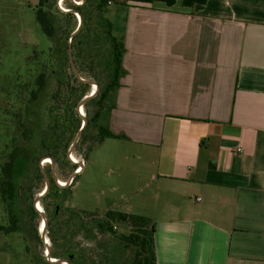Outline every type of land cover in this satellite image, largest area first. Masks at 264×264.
Returning <instances> with one entry per match:
<instances>
[{
  "label": "crops",
  "instance_id": "1",
  "mask_svg": "<svg viewBox=\"0 0 264 264\" xmlns=\"http://www.w3.org/2000/svg\"><path fill=\"white\" fill-rule=\"evenodd\" d=\"M119 4L102 126L125 138L98 144L128 165L156 263L264 264V0Z\"/></svg>",
  "mask_w": 264,
  "mask_h": 264
},
{
  "label": "rangeland",
  "instance_id": "2",
  "mask_svg": "<svg viewBox=\"0 0 264 264\" xmlns=\"http://www.w3.org/2000/svg\"><path fill=\"white\" fill-rule=\"evenodd\" d=\"M59 1L47 0L44 8L45 18L51 21L55 34V41L51 42L36 20L40 0H0V178L1 166L9 161L15 147L21 150L23 160H20L24 168L17 180L21 195H24L23 201H17L7 214L0 196V264L47 263L38 253V228L42 218L32 216L30 210L34 198L44 191L45 180L49 183V192L39 204L47 218V226L42 233L49 242L50 252L63 255L60 244L69 240V245H77L83 251V264H119L127 262L131 256V249L120 241L121 236L128 235L129 229L114 224L115 235L99 233L84 216L83 226L75 233L67 211L94 212L99 216L108 210L127 214L140 212L127 200L131 191L128 165L122 168V161L114 160V151L109 152L107 147H100L95 142L98 130L95 123H89L71 154L68 153L82 120H89L97 108L96 104L85 103L81 107L82 117L77 106L91 89L95 90L94 86L103 89L108 83L111 45L104 19L115 24L111 35L120 38L116 27L122 21L119 13L121 0L106 5L102 14L104 19L97 17L96 12H88L90 4L95 1L88 0L81 7L84 19L86 15L87 18L78 30L80 14L73 6L77 2L81 5L82 0ZM58 3L70 12L60 10ZM87 30H90L89 44L84 42L82 49L76 48ZM91 36L97 37L98 41ZM65 42L69 47L67 53H71L72 65L64 59L61 68L49 54L52 47L56 45L58 49ZM51 71L61 73V83L49 77ZM72 71L77 80L73 79ZM43 72L47 75L40 76ZM41 81L44 85L40 84ZM57 117L61 121L59 126L55 122L57 128H51L55 132L53 134L48 129L52 119ZM102 119L104 117L98 125H103ZM54 140L57 141L55 147L46 150ZM49 154L58 162L48 157ZM70 155L77 162H72ZM27 159L30 164L26 168ZM46 160L50 161L46 163ZM82 161L84 173L78 169L80 174H74V166ZM70 177L72 180L68 183ZM60 181L67 185L61 186ZM52 194L56 200L49 196ZM122 197L127 198L122 200ZM56 210L57 216L53 217ZM12 225L16 231L10 230ZM52 236L56 240L54 243L50 239Z\"/></svg>",
  "mask_w": 264,
  "mask_h": 264
},
{
  "label": "trees",
  "instance_id": "3",
  "mask_svg": "<svg viewBox=\"0 0 264 264\" xmlns=\"http://www.w3.org/2000/svg\"><path fill=\"white\" fill-rule=\"evenodd\" d=\"M132 2H141V3H153V2H163L167 6H172L176 3V1H180L181 5L184 7H192L196 4L203 5L205 4L206 0H129ZM108 2H115V0H95L94 4H90L91 9L88 11L90 13H95L97 17L102 16L103 18V10L108 4ZM88 3V0H84V2L81 5H74L73 9L78 12L81 16V24L78 29L81 28L83 25L84 20L87 18V15L84 19L83 11H81V7L83 5H86ZM46 7L45 0H40L39 8H37L36 11V19L38 24L40 25L42 31L44 34L51 40V42L54 40V30L51 21L48 18H45V11L42 7ZM94 10V12H91V10ZM69 13V12H68ZM87 14V13H86ZM70 15V14H68ZM72 15V14H71ZM89 16V15H88ZM104 26H106L107 31L106 34L108 35V39L111 45V51L109 55V61L107 70L109 71V80L108 83L105 84L103 89H97L96 93H94L93 97L90 98L85 105H92L96 104L97 108L93 116L86 121L85 126L83 127V131L89 126L90 122L95 123L98 127L97 130V138L95 139V142L100 143L104 139H124L125 137L116 136L113 135L109 130L102 126L98 125V122L100 121L103 112H106L113 108L114 106V99H115V93L120 85V79L125 75V70L122 68L121 65V58L124 53V45H123V38H116L115 36L111 35V31L113 30V23L107 21L104 19ZM89 28V27H88ZM90 30L85 31L82 35V38L78 41L79 46L76 48H83L84 42H87L89 44V37H90ZM93 32V31H92ZM95 41H98L97 37L91 36ZM63 46V48H62ZM60 46L57 49V46L55 45L52 47L51 54H57V62H59L58 66L61 68L63 67L64 59H66V62H69L68 58V49L66 42L63 43V45ZM69 48V47H68ZM64 49V50H63ZM58 52H57V51ZM49 56V57H50ZM70 65V62L68 63ZM60 68V69H61ZM44 70V69H43ZM44 73V72H43ZM73 79L77 80L75 76H73ZM57 81L60 83L62 80L59 78ZM42 82V81H41ZM40 84L44 85V82ZM97 99V101H96ZM66 120V119H65ZM61 121L60 117H57V119H52V124L49 126L48 131L50 130L51 133H55L52 131V127L54 130V127H58L59 123ZM55 122L58 123V126H56ZM82 123V122H81ZM81 128V124L79 125V129ZM60 135V133H59ZM57 141H58V135H57ZM57 141L52 142V146H48L45 149L51 150L55 147V144ZM44 146V145H41ZM20 149L14 148L13 153H11L9 161L5 162V164H2L1 166V178H0V196L2 201L5 204L6 213L8 214L10 211V208H13L15 206V203L17 201H23L24 195H21L22 193L19 190V187L17 185V180L19 178L20 173L24 170L22 167V156L20 154ZM48 157L52 158L54 162H58L54 159L52 154H49ZM22 159V160H20ZM30 164L29 160L27 159V166ZM25 168V169H26ZM76 168V166H74ZM38 170V176L41 177V172L39 169V166L36 168ZM51 183L54 185V181L51 180ZM55 186V185H54ZM49 192V188L45 195H47ZM52 199H55V196L49 195ZM29 199V197H28ZM58 205V202H55ZM31 214L32 216H39V214L35 211L33 207V201L30 206ZM57 211V210H56ZM68 216L70 217V220L72 222V225L74 227L75 233L80 230V227L83 226V217H88L89 222L93 225V228L97 230L99 233H105L109 235H115V229L113 227L114 224H121L126 226L129 229L128 235L121 236L120 241L123 245H125L126 248L131 249V256L129 257L127 262L119 263V264H157L156 263V255H155V249H154V240H153V234L155 231V225L154 223L147 217L134 215V214H127L122 212H117L113 210H108L105 213H103L102 216L97 215L94 212H87V211H67ZM10 215V214H9ZM34 216V217H35ZM57 216V214L53 215V217ZM16 217V216H15ZM11 231H16L13 225L10 227ZM74 233V234H75ZM73 236V234H72ZM51 241L54 243L56 241L54 237H50ZM69 240L67 242H63L60 244L59 249L63 251V255L50 253L51 258L54 259H63L70 264H83L84 258H83V251L78 248L77 245H69ZM111 261H114V258H112ZM45 262V261H44ZM46 264H58V263H46Z\"/></svg>",
  "mask_w": 264,
  "mask_h": 264
},
{
  "label": "water",
  "instance_id": "4",
  "mask_svg": "<svg viewBox=\"0 0 264 264\" xmlns=\"http://www.w3.org/2000/svg\"><path fill=\"white\" fill-rule=\"evenodd\" d=\"M84 2V0H82L81 1V4ZM76 5V4H75ZM67 12H70L69 10L67 11ZM76 15H78L77 13H75ZM78 20H79V25H78V28H79V26H80V24H81V18H80V16L78 15ZM78 28H77V30H78ZM69 57H70V63H71V65H72V60H71V56H70V53H69ZM73 67V66H72ZM93 97V95H87L86 97H84V99L81 101V103L77 106V110H78V112H79V108H81L90 98H92ZM81 115V114H80ZM83 117V116H82ZM82 125H81V127L83 126H85V124H86V121L85 120H82ZM83 127H82V129L80 128L79 129V131H78V134H77V137H76V139L74 140V142L71 144V146L69 147V149H68V153L69 154H71V152L73 151V149H74V146H75V144L77 143V141H78V139H79V136H80V134H81V132L83 131ZM55 179V177H53V180ZM69 183V182H68ZM45 189H44V191L40 194V195H38L37 197H35L34 198V200H33V206H34V208H35V210L38 212V214L40 215V217L42 218V220H44L45 221V224H44V227H43V231H39V229H38V231L40 232V237H39V240H40V244H39V254L41 255V256H43V259H44V261L45 262H47V263H58V264H70L69 262H67L66 260H64V259H55V261H50V258H51V256H50V248L48 247V245L45 243V239H44V235H43V233L42 232H44V230L46 229V226H47V218H46V216H45V214L43 213V212H40L39 210H37V208H36V204L37 203H39L40 202V200H41V198L45 195V193L47 192V190H48V188H49V183H48V181L47 180H45Z\"/></svg>",
  "mask_w": 264,
  "mask_h": 264
},
{
  "label": "bare ground",
  "instance_id": "5",
  "mask_svg": "<svg viewBox=\"0 0 264 264\" xmlns=\"http://www.w3.org/2000/svg\"><path fill=\"white\" fill-rule=\"evenodd\" d=\"M61 1H64V0H61ZM79 3L80 2H77V3H75L76 5H79ZM62 11H65V12H67V10H64V9H62ZM94 86V85H93ZM95 87V90L94 89H91V92H90V94L89 95H94V93H96V91H97V87L96 86H94ZM81 112V113H80ZM79 114H81V116H83L84 115V113L82 114V108H80V110H79ZM83 124V123H82ZM81 124V125H82ZM70 160L72 161V162H77V160H76V158H74L73 156H71L70 155ZM48 161H50V160H46L45 162L46 163H48ZM79 164V166L78 167H80V163H78ZM82 170V168L80 167L79 168V170ZM77 172H78V170H77ZM58 184H59V182H58ZM60 184H61V186L63 185V186H66L67 185V183H65V182H62V181H60ZM59 184V185H60ZM36 208H37V210H39L40 212H43V210H42V208H41V206H40V204L39 203H37L36 204ZM44 224H45V221L44 220H42L40 223H39V231L41 232V231H43V227H44ZM45 243L48 245L49 244V242L47 241V239H45ZM50 261H55V259L54 258H50Z\"/></svg>",
  "mask_w": 264,
  "mask_h": 264
},
{
  "label": "flooded vegetation",
  "instance_id": "6",
  "mask_svg": "<svg viewBox=\"0 0 264 264\" xmlns=\"http://www.w3.org/2000/svg\"><path fill=\"white\" fill-rule=\"evenodd\" d=\"M40 4V3H39ZM38 4V5H39ZM45 5H47V0H45ZM38 8H39V6H37ZM43 9L44 8H46V7H42ZM37 20V19H36ZM38 23V22H37ZM69 53H70V51L68 52V58H69V62H70V57H69ZM70 56H71V53H70ZM51 58H53V60L55 61V63H57V54H51V56H50ZM72 73H73V71H72ZM44 75H47V73H40V76H44ZM48 75H49V77L51 78V77H53L55 80H58L59 78L62 80V77H61V73L59 72V71H51V72H49L48 73ZM73 76H75L74 75V73L72 74ZM77 78V77H76ZM42 83V82H41ZM79 173V172H78ZM44 213V212H43ZM57 214V211H55V215ZM40 216V215H39ZM38 244H40V241H39V243ZM38 253H39V245H38ZM41 256V255H40ZM41 258H43V256H41Z\"/></svg>",
  "mask_w": 264,
  "mask_h": 264
},
{
  "label": "built area",
  "instance_id": "7",
  "mask_svg": "<svg viewBox=\"0 0 264 264\" xmlns=\"http://www.w3.org/2000/svg\"><path fill=\"white\" fill-rule=\"evenodd\" d=\"M59 2L61 3L62 1L60 0ZM60 3H58V8H59L60 10H62L63 8L61 7ZM108 4H111V3L108 2ZM238 151H240V150H238ZM76 164H77V165H76ZM76 164H75V165H76L77 167H76V169L74 170V174H79V173L77 172V170L81 167L82 162L80 163V167H78V166H79L78 163H76ZM71 180H72V177H70V179L68 180V182L70 183Z\"/></svg>",
  "mask_w": 264,
  "mask_h": 264
}]
</instances>
